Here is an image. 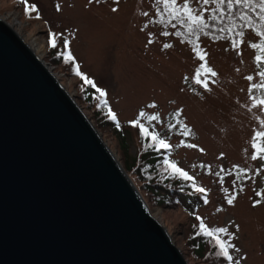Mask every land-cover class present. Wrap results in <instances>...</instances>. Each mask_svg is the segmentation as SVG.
<instances>
[{"label": "rangeland", "instance_id": "374dc122", "mask_svg": "<svg viewBox=\"0 0 264 264\" xmlns=\"http://www.w3.org/2000/svg\"><path fill=\"white\" fill-rule=\"evenodd\" d=\"M31 5H35L36 10L26 12L25 7ZM191 6L197 11L210 7L197 4L195 0ZM113 7L119 10L113 12ZM162 7L156 0H100L99 3L0 0V17L11 22L15 14L25 40L36 39L44 45L45 61L83 108L122 166L126 158L140 151V142L129 129L130 151L126 157L112 129L104 124L102 116L96 115L95 106L85 101L84 84L75 75L73 66L78 64L83 74L106 90L105 99L110 101L121 123L127 125L141 110L150 115L158 114L162 121L151 124L160 132L170 131L175 136L168 142L172 148L176 146L175 156L181 162L178 166L207 189L208 202L200 209L204 223L228 229L238 249L232 250L234 258L241 264H264V195H256L258 192L264 194V161L251 158L252 137L257 130L264 131L261 125L264 111L252 107L250 97L253 93L249 91L250 83L261 82L257 75L256 52L251 47L258 37L249 29L236 49L229 39L215 40L208 36L200 39L201 48L208 53L209 65L217 72L208 91L191 79L201 63L192 51L193 46L180 37L161 35L162 31H175L170 25L158 22L157 9ZM209 11L204 12V16ZM145 12L149 16H144ZM51 33L57 34V41L61 43L63 38L69 39L68 50L75 57L74 61L55 60L57 56L48 39ZM149 33L152 43L148 42ZM165 43L173 46L165 49ZM249 75L254 77L251 82L246 79ZM254 94L260 96L261 90H255ZM178 109L194 131V136L188 138L189 143L198 148L181 144L182 135H176L175 128L168 127L175 123L172 113ZM234 165L238 167L233 169ZM240 168L247 171L238 178ZM127 173L137 188H144L135 171ZM141 193L153 214L190 259V264H209L206 259L199 260L191 255L196 222L179 206L157 204L158 197L146 188L141 189ZM229 195H236L232 205L227 204ZM257 199L262 203L253 206Z\"/></svg>", "mask_w": 264, "mask_h": 264}, {"label": "water", "instance_id": "95a60500", "mask_svg": "<svg viewBox=\"0 0 264 264\" xmlns=\"http://www.w3.org/2000/svg\"><path fill=\"white\" fill-rule=\"evenodd\" d=\"M0 264H190L77 100L2 19Z\"/></svg>", "mask_w": 264, "mask_h": 264}, {"label": "snow or ice", "instance_id": "6c2138e0", "mask_svg": "<svg viewBox=\"0 0 264 264\" xmlns=\"http://www.w3.org/2000/svg\"><path fill=\"white\" fill-rule=\"evenodd\" d=\"M26 2V0H25ZM100 0H89V3H99ZM197 4L202 5H209L215 4L216 8L212 9V11H227L229 9H232L234 6H242L245 9H250L253 12H256V15L259 16L261 24L257 25L253 22L252 16L248 14L247 11L240 14V19L242 21H247V24L245 27L248 28H255L257 30V35L261 39V43H253L251 44L252 48L258 49L259 54L255 56V60L258 63V66L261 68V70L257 73L258 77L260 78L259 83H250L249 85V91L253 93V95L250 97L252 100V107L258 108L261 111H264V0H195ZM156 3L158 5H162V9L158 8V16H159V23L170 25L171 28L175 29L174 32H168V31H162L161 35L167 37L170 35H174L176 37H180L182 40H186L190 45H192V51L194 52L195 56L201 61L199 66L197 67L195 74L191 78L196 85H200L203 89L210 91V82H214L212 78L217 76V72L211 67L208 63L207 56L208 53L206 50L201 48L200 46V36L201 34H207L205 33V29L209 27L208 23L206 22L204 12L209 11L207 8H202L200 11H197L195 8L191 6L192 0H156ZM226 8L222 9L221 6H225ZM58 10H59V6ZM257 9L259 11H257ZM35 5L26 6L25 11H35ZM118 7H113L112 11L116 12L118 11ZM144 16H149V13L145 12ZM223 18V15L220 17ZM209 19L215 20L216 17L212 16L209 17ZM177 25L183 26L184 30L181 31L179 28H177ZM147 27V25H145ZM236 28L235 24H232L228 28H221L220 32H228L232 33L234 29ZM63 36V34H60ZM151 33H149V43H152L151 39ZM238 37H243L245 35L244 32H238L236 33ZM213 39H228V37L225 36H213ZM241 41L239 39H232L231 40V46L232 48L236 49L239 47ZM50 44L53 48L57 47V34L52 33L50 34ZM70 41L68 38H63V47L65 48V52L61 53L63 55L65 62H71L75 60V57L73 56L72 52L69 49ZM173 45L170 43H165L163 47L165 49H168L172 47ZM74 70L76 71V74L80 76L83 79V82L85 85L91 86L96 90L97 93H99V101L101 104L105 105L107 107V116L108 119L115 121V126L119 128L120 122L118 121L117 113L112 110L110 106H108V101L105 99L107 96V92L104 89H101L97 86L95 81L91 78H89L87 75L83 74L80 69L79 65H74ZM246 79L251 82L254 80V77L249 75L246 77ZM261 90V95L256 96L254 94L255 90ZM150 107H154V105H150ZM182 114V110H177L173 115L176 119L175 124H170L168 127L175 128L177 124L180 125V128L183 129L182 135L187 137L191 134V130L188 129L186 124H183L180 120ZM147 119L148 124L146 125L145 122H142V118ZM160 117L158 114L154 115H148L144 111H140L138 113V116L136 119L128 121V124L133 127H138L140 134L146 138H150V143L147 145L148 147L155 146L157 150L161 149H171L173 147L172 144H170L166 137L161 136V134L156 131L155 126L151 125L152 121H159ZM151 125V129L150 126ZM261 125L264 126V120L261 121ZM183 143V142H182ZM187 147L190 148H198L199 146L196 144L188 143L186 144ZM251 147L253 149V160H264V131L257 130L253 137H252V144ZM201 152L204 151V149H199ZM221 157L224 156L223 153L220 154ZM163 164L166 166L164 168L165 172H168L170 175L173 176H179L185 181H192V187L197 193L205 194V200L204 202L207 203V189L204 187L196 184L195 177L190 175L188 171H186L184 168L178 166L177 162L173 159H165L163 161ZM238 166L234 165L233 169H236ZM223 171V169H222ZM247 170L240 168L237 177L239 178L240 174L245 173ZM231 172V170H229ZM217 176L220 175V173H216ZM235 183V181H233ZM243 189H241L242 191ZM257 196L264 195L262 193H256ZM236 200V195H229L227 197V204L232 205L234 201ZM262 201L260 199L253 201V206H257L261 204ZM196 219L200 221L199 224V231L196 233L197 235L203 234L204 236L210 237L212 241L215 244V247L218 249V251L215 253V255L223 257L226 259L228 264H241V261L239 259H235L232 254H230V249L234 251H238L236 249V245L232 242H230L228 239H224L221 234L228 233V229L226 227H216V228H210L207 224L204 223L203 219L200 216H197ZM238 228V225L236 226ZM232 235V234H230Z\"/></svg>", "mask_w": 264, "mask_h": 264}, {"label": "trees", "instance_id": "16d2710c", "mask_svg": "<svg viewBox=\"0 0 264 264\" xmlns=\"http://www.w3.org/2000/svg\"><path fill=\"white\" fill-rule=\"evenodd\" d=\"M209 6H210L209 14L205 16L206 22L208 23L209 27L205 29V33L207 34H201L200 39L206 36L211 37V38H213V36H225V37H228L230 42L232 39H239L241 41L240 43L241 45L243 41L245 40V36L249 29L252 30L257 35V30L255 28L245 27V25L247 24V21H242L240 19V14L247 11L248 14L252 16L253 22L259 25L261 24V22H260L259 16L256 15V12H253L250 9H245L239 5L234 6L232 9H229L224 12L212 11V9L216 8L215 4L210 3ZM221 8L222 9L226 8V5L221 6ZM257 11L259 10L257 9ZM31 12L32 11H30V13ZM221 15H223L222 19L220 18ZM212 16H215L216 19L215 20L209 19V17H212ZM232 24L236 25V28L234 29L232 33H228V32L221 33L220 32L221 28H228ZM177 28H179V30L181 31L184 30L183 26H180V25H177ZM238 32H244L245 35L243 37H238L236 35V33ZM215 40H220V39H215ZM184 41L187 42L186 40ZM253 43H261V39L258 37V40ZM51 49H53L55 56H57L55 57V60L57 62L63 61L64 57L63 55H61V53H63L62 45H59L57 43V47L53 48L51 46ZM254 50L256 52V55L259 54L258 49L254 48ZM255 62L258 66V63L256 60ZM258 69L259 71L261 70L259 66H258ZM74 73L76 74L75 71ZM80 80L84 84L83 79L80 78ZM82 92L84 94L85 101L88 104L95 106L96 115L98 113L100 116H102V120L104 124L108 125L112 129L114 135L119 140L120 146L123 152L125 153L126 157L130 151L129 144H128V137H127L129 133V129H132V131L134 132V136L137 137V141L140 142V146H139L140 151H138L135 156H129L128 158H126L127 161H125L124 163V168L126 169V171L127 172L135 171L138 174L139 179L144 184V188H146L147 191H149L150 193L158 197L157 204H159L160 206H164V205H167L168 207L169 206H179L185 213L189 215V217L192 220L196 222L197 232H198L200 221H198L196 217L197 216L201 217L200 209L202 208L203 205H206V203L204 202L205 194L195 192V190L192 187V183H193L192 181H185L179 176H173V175H170L168 172L164 171V168L166 166L163 164V161L165 159H173L177 162V164L181 163L179 158L175 156L176 146H174L172 150L170 149L157 150L155 146L148 147L147 145L151 142L150 138H146L142 136L140 134L138 127H133L129 125L128 122H127V125H125L121 123V121L118 120L121 126L117 128L115 126L116 122L108 119L107 107L100 103L98 99L99 93H97L94 88L84 84ZM107 101H108V106L111 107L110 101L109 100ZM141 111H144V110H141ZM175 112L172 113V116H173L174 122L176 123V119L173 115ZM146 114L148 113L146 112ZM170 119L172 118L170 117ZM180 120L183 124L187 125L188 129L191 130V134L189 136L193 137L194 131L192 127L189 126L185 122V119L182 114H181ZM160 121H162V119ZM142 122H145L146 125L148 124L146 117L142 118ZM151 125H148L150 126V129H151ZM153 125L156 126L155 124ZM155 129L161 134V136L166 137L167 141H172V139L175 137L174 135H172L170 131L160 132L156 127ZM182 132H183V129H181L180 125L177 124V126L175 127V134L182 135ZM189 136L185 137L182 135L180 143L184 145L188 144ZM144 188H141L140 186L138 187V189H140V192H141V189L143 190ZM216 227H222V226H213L210 228H216ZM196 233L194 234V237L191 239V242H192L191 246H193L192 248L193 254H191L192 256H194L196 259H199V260L206 259V261L209 264H228L225 258L215 255L218 249L215 247V244L210 237L204 236L203 234L197 235ZM221 235L223 236L224 239H228L230 242H232L231 241L232 236L230 235L229 231L228 233H224ZM229 251H230V254L234 256L232 249H230Z\"/></svg>", "mask_w": 264, "mask_h": 264}, {"label": "bare ground", "instance_id": "6f19581e", "mask_svg": "<svg viewBox=\"0 0 264 264\" xmlns=\"http://www.w3.org/2000/svg\"><path fill=\"white\" fill-rule=\"evenodd\" d=\"M15 14H13V20L11 22H7V19L4 18V17H0V19L4 20L5 22H7L18 34H20V36L23 37V35L21 34V26L19 25V23L17 22V18L14 16ZM12 17V16H11ZM18 26V27H16ZM24 38V37H23ZM25 40V38H24ZM26 41V40H25ZM26 43L30 46V48L32 49V51L40 58L42 59L47 65L48 67L51 69L50 65L45 61V58H44V45H42L41 43H39L36 39H32V40H27ZM124 167V166H123ZM125 169V168H124ZM126 170V169H125ZM139 190V189H138ZM140 192V190H139ZM141 193V192H140ZM142 194V193H141ZM148 204V203H147ZM149 206V205H148ZM150 208V207H149ZM150 211L152 212L151 208H150ZM153 214V212H152ZM159 221L160 219L155 215L153 214ZM161 222V221H160ZM162 223V222H161ZM166 228V227H165ZM167 229V228H166ZM168 231V229H167ZM170 234V233H169ZM171 235V234H170ZM172 237V236H171ZM173 239V238H172ZM174 241V240H173ZM184 256H185V253L184 251L182 250ZM186 257V256H185ZM187 259V258H186ZM188 260V259H187ZM190 260V259H189ZM188 260V261H189ZM190 262V261H189Z\"/></svg>", "mask_w": 264, "mask_h": 264}]
</instances>
